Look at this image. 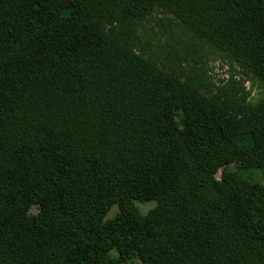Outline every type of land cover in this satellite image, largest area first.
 <instances>
[{"label": "trees", "instance_id": "trees-1", "mask_svg": "<svg viewBox=\"0 0 264 264\" xmlns=\"http://www.w3.org/2000/svg\"><path fill=\"white\" fill-rule=\"evenodd\" d=\"M201 45L240 72L216 84ZM247 80L264 0H0V264H264Z\"/></svg>", "mask_w": 264, "mask_h": 264}, {"label": "rangeland", "instance_id": "rangeland-1", "mask_svg": "<svg viewBox=\"0 0 264 264\" xmlns=\"http://www.w3.org/2000/svg\"><path fill=\"white\" fill-rule=\"evenodd\" d=\"M168 20L174 21L173 17L170 15L163 14L161 12H157L152 19L146 23L145 28L146 32H148L149 35L156 34V38L164 44L166 39H168V36L174 33H177V28L174 26L169 25ZM148 39V37L146 36ZM152 43L154 47H159V44L157 43V40L152 39ZM188 44V43H187ZM161 46V45H160ZM187 52L185 54V57L188 58V61L192 64H202L205 63V68L207 71L210 72V75L212 76L214 82L216 84H220L224 81H227L229 77L232 74H236L237 72H240L239 69H235L233 71L231 67L216 58L213 55H210L208 52L207 47L201 45V46H190L187 47ZM161 51H164L163 48H161ZM248 83L246 85V88L251 91V96L248 100L249 104H258L262 101H264V88H261L259 85H254L251 80H247ZM232 169L235 173H237V166L232 165L229 167ZM222 172H219L217 175L218 179H221ZM93 178L95 181L98 179V174H94ZM252 179L256 183V185L259 188H264V183L262 180V174L259 172H255L252 174ZM137 207L140 210V212L144 215H146L148 212H150L152 209L155 208V203L150 204H139L137 203ZM119 214V209L117 207L113 208L112 211L109 213V215L106 218V221L114 219Z\"/></svg>", "mask_w": 264, "mask_h": 264}]
</instances>
